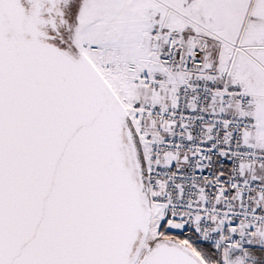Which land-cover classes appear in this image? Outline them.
Wrapping results in <instances>:
<instances>
[{
	"label": "snow or ice",
	"instance_id": "snow-or-ice-1",
	"mask_svg": "<svg viewBox=\"0 0 264 264\" xmlns=\"http://www.w3.org/2000/svg\"><path fill=\"white\" fill-rule=\"evenodd\" d=\"M0 264H264V0H0Z\"/></svg>",
	"mask_w": 264,
	"mask_h": 264
}]
</instances>
